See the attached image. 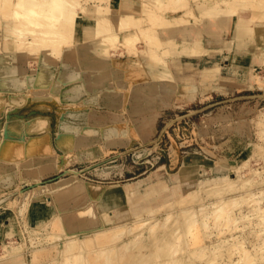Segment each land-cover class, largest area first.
Returning <instances> with one entry per match:
<instances>
[{
	"label": "rangeland",
	"instance_id": "obj_1",
	"mask_svg": "<svg viewBox=\"0 0 264 264\" xmlns=\"http://www.w3.org/2000/svg\"><path fill=\"white\" fill-rule=\"evenodd\" d=\"M79 1L84 5L95 2V0ZM8 13H2L5 16H2L3 19L7 16L3 23L11 22ZM77 21L82 22L84 19L78 17ZM29 27H32V24ZM231 35V31L228 30L225 38L229 39ZM27 38H31L30 35H27ZM6 40H9V43ZM4 41L9 45L11 56L17 55L18 51L12 39L3 32V26H0L1 51ZM248 43L249 49L245 54L242 52L236 54L231 50L203 59L179 57L180 66L186 65L189 61L196 67L218 62L222 68L221 88L199 92L194 96H186L180 89L177 94L166 97V102L139 98L135 104L134 120L119 99H116L117 104L112 103L111 106L106 104L107 99H103L100 104L99 101L94 102L93 97L96 93L93 92H84L79 96L78 102H70L69 105L61 102L59 97V100L54 98L48 105L45 100L35 102L30 96L40 99L54 94L44 90L37 92L26 83L25 89L16 95L8 92L0 94L2 95L0 135L21 115L25 118H32L36 114L50 117L48 127L53 133L55 144L53 159L61 166L55 174L37 181H42V185H45L59 179L58 181L69 180V183L80 182L86 185L85 191H80L77 195V201L71 199L70 210H67L68 213L63 216L64 222L78 223L82 218L77 206L74 208L76 204L80 203L82 209L91 204L94 211L97 210L99 213L100 203H108L114 197L124 198L127 191L166 185V191L170 192L169 197L172 199L165 206L159 207L161 211L156 214L158 220L171 212L173 219L171 218L169 224L173 226L186 218L187 215L183 211L186 207H193L192 213L196 214L195 223L193 221L189 225L190 228L186 226L185 229L186 233L187 230L191 229V231L183 235V240L187 243L186 249L176 255L181 258L180 264H211L212 261L208 260L209 256H214L218 264H243L245 261L240 247H245L247 254L254 257L252 264H264V82L259 83L256 80V76L264 79L262 61L264 46H259L255 37ZM142 46L143 44H140V48H143ZM122 50L118 49V53L116 52V55L114 53L113 57L124 58L126 64L133 63L131 59L140 60L139 56L127 54ZM168 60L174 67L173 59L168 58ZM22 62L26 66L27 74H30L31 70L34 74L43 66L55 68L58 64L45 62L40 53L28 52ZM10 66L11 64L5 68L6 73L10 72ZM192 70L186 68L185 72L191 73ZM145 76L147 75H139L135 80H129L131 91L135 92L134 85L144 82ZM192 78L195 81V77ZM109 92L103 89L99 93L106 96ZM68 116L75 126L93 128L94 132L93 129L92 132H88L97 135L93 138L94 141L83 144L78 150H65L60 145L56 146L58 145L56 132L60 129V120ZM46 120L44 116L36 117L32 120L34 122L32 129L45 127ZM20 125L22 121L18 119L11 127L17 129ZM101 134H104V139ZM37 146L41 147L38 143ZM221 164L223 169L214 170ZM73 170L77 172L76 176ZM72 177L74 179H70ZM215 178L237 180L242 178L244 186L235 191H223L219 195L213 192L205 199L193 203L185 200L177 204L176 201H172L179 197L181 186L183 188L188 183L192 184L193 190L199 189L201 194L205 195L203 193L205 188L212 186ZM36 182L33 179H23L14 188L1 191V193L5 191L13 194L15 203L5 201L0 205V223L7 228L13 226L15 233L12 235L13 238L0 237V255L3 253L4 244L10 245L14 242L23 246L21 251L24 250L22 253L27 264H32L33 253H36V249L43 243L50 247L55 242L54 238H46L41 234L42 231L32 233L31 228L38 225H31L27 219L33 202L47 201L46 196L35 200ZM20 190L24 191L25 197L20 195ZM232 197L238 198L236 201H239L238 204L234 203L233 208H229L230 211L227 210L228 212L225 211L223 214L215 212V204L218 203L216 201ZM202 204H206L207 211L201 212ZM182 213L184 217L180 215ZM92 215L87 214L83 218L90 221ZM128 223L131 225V221ZM148 224L151 223H146V226ZM90 228L88 226L85 229L89 231ZM141 228L135 226L134 233ZM145 228L143 235H148L149 231L147 227ZM162 230L164 232V229ZM143 235H137V238Z\"/></svg>",
	"mask_w": 264,
	"mask_h": 264
},
{
	"label": "bare ground",
	"instance_id": "obj_2",
	"mask_svg": "<svg viewBox=\"0 0 264 264\" xmlns=\"http://www.w3.org/2000/svg\"><path fill=\"white\" fill-rule=\"evenodd\" d=\"M81 2L79 0H0V26H3V32L12 39L18 51L15 57L11 56L9 40H6L8 43L6 41L2 43L0 94H4L6 87L15 85V76L20 73L23 76L22 83H27L31 87L29 84L31 74L25 73L26 66L23 62L16 64V60L24 58L27 52L40 53L47 63H59L66 47L77 49L81 47L82 50L98 56L93 61L87 60L89 64L86 67L96 69L104 77L114 74H111V71L115 69L109 66L118 49L139 56L140 60L131 59L133 63L121 72L128 81L135 80L139 75H147L144 77V82L135 83L133 87L135 93L142 89V85H145L148 91L173 93L177 89V82L185 79L187 93L194 96L205 90L221 88V65L216 62L196 67L189 61L186 65L180 66L179 57L203 59L231 50L236 54L240 52L245 54L249 49L248 42L253 37L257 39L259 46H264V0H95L94 3L87 5ZM5 8L10 10L6 11ZM7 12H9L8 17L11 16V22L3 23L7 16L3 19L2 13ZM78 17L84 21L78 22ZM30 24L32 27H29ZM228 30L232 34L229 39L225 38ZM27 35L31 38H27ZM140 44H143V48H140ZM263 50L262 54H264ZM168 58L173 59L174 67L169 63ZM262 61L264 62V55ZM9 64L11 70L6 73L5 68ZM44 67L49 66H43V69ZM49 68L51 72L54 71V67ZM186 68L193 70L191 69V73H186ZM119 74L116 72L115 75ZM54 80L47 84L46 75L41 72L32 78L31 83L35 87L47 85L53 93H56L58 87L56 88ZM59 80L64 79L59 77ZM256 80L259 83L264 82L259 76H256ZM56 95L63 101L59 92ZM1 97L2 95L0 99ZM63 127L67 128V131L60 134V141L68 147L84 140L83 131H91L89 127L73 129L69 123H64ZM6 132L8 131L5 130L4 136ZM2 137L3 134L0 135V155L4 154L1 150ZM10 151L11 148L7 147L6 152ZM23 151L28 154L27 148ZM47 166L43 167L44 172H48ZM219 166L214 170L223 169L222 164ZM72 172L74 176L77 175L75 170ZM243 180L215 178L214 184L205 188L203 192L205 195L201 194L199 189L193 190L192 184L188 183L183 188L181 186L179 197L172 201H176L177 204L185 200L193 203L205 199L213 192L219 195L223 191H235L244 186ZM36 185V199L49 197L52 204L60 205L61 208L66 207L72 196L79 195L80 191L84 192L86 186L85 183L80 182L69 183V180L45 185H42V181H37ZM166 190L167 186L162 185L151 189L127 191L124 198L114 197L108 203H100L99 213L97 210L94 211L91 204L79 210L82 218L78 223L64 222V218L57 214L37 227H32V233L42 231L41 234L46 238L55 239L50 247L43 243L36 249L37 252L32 255V264H178L181 258L176 256L177 253L186 249L187 243L183 240L186 226L189 227L193 221L195 223L196 214L192 213L193 207H186L183 209L186 218L173 226L169 224L173 216L171 212L158 220L156 214L160 210L159 207L165 206L172 199L169 197L170 192ZM21 191H19L20 195L25 197L26 194ZM12 195L5 191L1 193L0 205L5 201L15 203ZM237 197L216 201L218 203L215 202V212L223 214L227 210L230 211L234 203L238 204ZM202 205L201 212H205L206 204ZM87 214H93L89 218L90 221L83 218ZM180 215L184 217L183 213ZM130 221L131 225L128 223ZM146 223L151 224L146 226ZM88 226L91 227L89 231L85 229ZM135 226L142 228L134 233ZM145 227L149 231L148 235H143ZM188 231L191 229L187 230L189 234ZM14 233L12 228L7 235L12 237ZM137 235L143 237L137 238ZM3 247L0 264H27L22 253L24 250L21 251L23 246L11 242L10 245L4 244ZM240 248L245 257L242 256L245 261L243 264H252L254 257L247 254L245 247ZM208 258L209 262L212 261L211 264H218L214 256Z\"/></svg>",
	"mask_w": 264,
	"mask_h": 264
},
{
	"label": "crops",
	"instance_id": "obj_3",
	"mask_svg": "<svg viewBox=\"0 0 264 264\" xmlns=\"http://www.w3.org/2000/svg\"><path fill=\"white\" fill-rule=\"evenodd\" d=\"M84 51L86 50H82L81 47L78 49L66 47L61 55V60L56 65V67L53 69L54 70L53 72H51L49 67L48 68L44 67V69L42 67L37 72H34V74H32L33 70H31L30 74L32 75L29 76L30 77L29 84L31 85V88L33 87L34 89H36L37 92L41 90L52 92L51 89L47 87V85L37 86V87L32 85L31 83L32 78H35V76L41 72H43L46 75L47 84L51 80L55 79L54 80L56 84L55 86L56 88L58 87V89L56 90V93L52 92L54 96L52 95L48 98L45 97V98H40V99L30 96V98H32L31 100L35 102L36 101L38 102L40 100L42 101L45 100L46 105H48V103L54 100V98L59 100L58 99L59 96L56 95L57 92H59L60 96L63 97V101L61 102H65L69 105L70 102H74V101L78 102L80 99L79 96L84 94V92L86 93L93 92V93H96L94 95L95 97H93L94 102L99 101L100 104H102L103 99L107 98L106 104L111 106L112 103L117 104L116 99H119L121 104L127 109L128 114L130 115L131 119L134 120L135 104H137V100L139 98L142 99L145 97V99L147 100H150V99L157 100V101L162 100L166 102L165 101L166 97L177 94L176 92H178V90L180 89L182 90V94L186 96H191V94L187 93L185 83L180 82V81H178L176 84L177 85L176 91L173 93H169V94H165L162 91L161 92L160 91H157V92L148 91L145 85H142V89L139 92H136V93L133 91L131 92L130 82L125 78L124 75H122L121 72L123 71L125 67L131 65L132 63L126 64L125 59L120 56L112 57V61L109 67H111V69L112 67L115 69V71H111V74L113 73L114 74L109 77H104L96 69H91V68L86 67V65L89 64L87 60L93 61L94 59H97L98 56L96 54L93 55L94 53H91L89 51H86V52ZM24 58L21 57L18 60H16V64H22V61ZM144 61H145V58H144ZM118 63H120V65H118ZM124 63L126 65H124ZM116 72H119L120 74L115 75ZM20 74L15 76L16 77L15 85L6 87V89H4V92H8V93H12L16 95L20 91L25 89V84L22 83L23 76L22 74L21 75ZM59 77H63L64 80L60 81ZM103 89H106V91H110L106 95V97L102 96L99 93ZM26 91H27V88H26ZM1 103L2 102L0 100V105ZM38 116L46 117L47 119L46 125L43 128H40V129L36 128L33 130L32 128L34 126V122H32V120ZM69 116L67 118L63 117L60 120V129L58 132H56L57 139H58L57 141L58 145L56 144V146L59 147L60 145L65 150H70V149L78 150L81 147H83V144L91 143V141H94L93 138L96 137L97 135L93 133L91 134L90 132H85L84 137H83L84 140L80 142L78 141L77 143L75 142V146L68 147L65 144H61L59 141V134L67 131L66 130L67 128L63 127L62 124L69 123L70 125H72L73 129H80L81 127H85V126L73 125L72 122L70 121L71 118H69ZM18 119L22 121V125L17 127V129H12L11 127L12 124L16 122ZM49 121H50V117L45 114H36L32 118H25V116L21 115L19 118H17L16 120H13L10 123V126L7 129L8 132H6L5 136H4L5 130L4 132H2L3 137L1 141L3 142V145H2L1 150H3L4 154L0 155V165H1L0 166V169H1L0 170V192L3 189L14 188L16 185H18V183L23 181V179L25 180L33 179L34 182H36L39 179L41 180L46 179L50 177L51 175L55 174L56 170H58V168L61 166L59 165L58 162L55 163L53 159V156H54L53 149L55 148V144L53 141L54 139L53 133L52 131L49 130V127H48ZM91 129L93 128H90V130ZM94 131L95 130H93V132ZM101 135L103 136V139H104L105 137L104 134H101ZM37 143L41 145L40 148H38ZM7 147L11 148L10 152H6ZM24 148L28 149V154L26 151H23ZM44 166H47L48 168L47 173L44 172L43 170ZM58 180H55V181L57 182ZM77 199H78L77 195L74 197L72 196V200L77 201ZM70 201L71 199L69 200V202L66 204V207L64 208H61L60 205L52 204L49 197H47V201H43V200L35 201L31 204L32 205L31 210L28 213L29 218L27 217V219L31 225H39L40 223H44L50 220L52 217L56 216L57 214L63 217L64 214L67 212V210H70V206H69ZM7 202L8 201H6V203ZM76 206L79 210L82 209L83 207V206L81 207L80 203L74 205V207ZM53 208L55 209L53 210ZM11 227L13 228V226H8L7 228L6 226L0 223V237L5 236V235L8 236L7 234H8V231L12 229ZM13 229L15 232V228Z\"/></svg>",
	"mask_w": 264,
	"mask_h": 264
}]
</instances>
